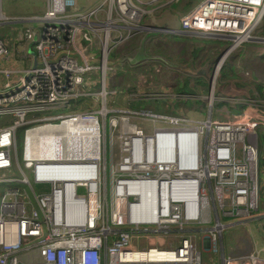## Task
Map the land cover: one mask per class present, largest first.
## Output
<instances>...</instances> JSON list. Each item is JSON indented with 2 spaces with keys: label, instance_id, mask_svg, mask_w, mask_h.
<instances>
[{
  "label": "built area",
  "instance_id": "obj_1",
  "mask_svg": "<svg viewBox=\"0 0 264 264\" xmlns=\"http://www.w3.org/2000/svg\"><path fill=\"white\" fill-rule=\"evenodd\" d=\"M45 1L47 6L42 14L15 17L5 14L0 4V22L21 24L19 39L32 44L37 59V65L23 70L15 82L11 79L15 71L3 70L6 80L0 89V117L9 116L12 121L0 124V172L13 169L15 129L30 114L62 109L75 100H95L98 108L89 105L85 111L42 115L32 122L43 123L26 129L25 136L37 127L57 125L53 122L56 119L59 123L82 121L79 126L82 135L97 133L100 161V125L103 124L100 118L109 117L113 126L117 124L114 110L107 108V102L118 93L114 80L119 66L126 60L110 57V53L117 52L140 32L144 16L166 2ZM263 17L264 0H200L181 14L179 23L185 32L218 34L235 43L239 37L246 39ZM234 43L231 46L235 47ZM10 55V49L0 37V58ZM224 58L222 55L217 60L215 72ZM214 85L211 79L208 116L202 121L133 109L130 117L136 120L120 127V135L128 134V141L124 142L128 157L121 162L119 159L116 171L128 172V175L113 178L111 193L116 199L118 185L123 188L130 185L128 196L137 204V188L153 187L154 219L121 220L113 207L110 212L102 211L101 201L96 199L101 180L99 162L92 164L78 159L76 163L82 165L78 172L85 176L91 171L97 186L92 191L81 178L75 180L72 204L78 209L83 205L85 209L83 223L76 225L66 218L67 179L53 180L52 175L36 177L38 162L56 166L57 160L44 157L36 161L23 153L22 165L30 169L33 182L47 184L48 190L33 189L19 166L20 174L10 172L0 176V184L5 186L0 195V264H203L205 250L219 252L217 245L227 225L260 219L264 215V204L259 193L258 143L260 135L264 136V101L242 98L247 109L225 119H215L211 116ZM230 89L232 93L236 91L233 86L227 88ZM153 98L175 100L189 96L155 93ZM221 98L228 103L239 102L235 97L224 95ZM94 120L97 127L85 125ZM159 141H164L166 147L163 160L153 158ZM82 147L87 153L96 151L88 142L77 149ZM12 183L26 185L36 206L31 204L26 189L9 187ZM84 186L87 191L79 190ZM178 188L185 193L184 197L174 195L173 190ZM56 193H59L58 205ZM194 223L204 226L200 237L204 248H199L191 238L181 237L177 244L164 249L166 234L172 227L183 230ZM128 225L134 230H141L140 225H149L152 230L131 232L125 228ZM262 232L264 234V222ZM161 233L163 237L158 235ZM132 238L147 239L148 247L137 249ZM149 252L152 253L149 255ZM127 253H144L145 256L131 257ZM220 259L221 264H264L254 252L227 256L220 252Z\"/></svg>",
  "mask_w": 264,
  "mask_h": 264
},
{
  "label": "rangeland",
  "instance_id": "obj_2",
  "mask_svg": "<svg viewBox=\"0 0 264 264\" xmlns=\"http://www.w3.org/2000/svg\"><path fill=\"white\" fill-rule=\"evenodd\" d=\"M19 0H1L2 9L8 7L9 5H13L14 7L24 6V3L28 4L30 0H21L23 3L18 2ZM167 1L162 7L157 9L154 13H152L149 18V21L156 20L158 24L163 27H167L172 32L159 33V32H150L154 33L147 37L146 32H138L136 35L141 33L138 36H134L125 44H123L120 49L115 53H110V57L115 58H124L126 59L124 63V69H121L117 72L116 79L114 80L115 84L119 85L122 88H129L130 85L134 84V81L138 74L136 68H128V64H130V59L136 56V53L141 52L144 55L142 60H139L135 64H143V63H153L155 65H165V69L158 71L156 74H152L148 72L149 70L141 71V76H145L148 79H153L155 83L160 82L166 86V84L172 85L178 80V76L181 78L185 76L197 75L198 71H204L209 73L210 79L215 81V95L217 94V87L221 86L224 90L227 85L238 86L235 83L238 80H241L244 85H239L246 94L247 98L257 99L260 97L258 91L256 90L257 80H260L261 83H264V59H260L259 54L260 51H264V35L260 34L257 30L264 23V17L262 21L247 35L246 39L241 38V43L237 44L233 49L230 50L231 45L234 43L233 39L213 36L207 37L205 35L193 34L197 37H193L186 33L175 32L178 30V21L181 14L191 8L192 4H196L198 0H165ZM200 1V0H199ZM32 6V5H31ZM30 10V9H28ZM8 11L12 12V7L8 8ZM16 12V13H14ZM12 13L16 15L20 14H28L26 9L21 11H13ZM27 16V15H20ZM147 17V16H146ZM145 17V18H146ZM149 17V16H148ZM144 18V19H145ZM160 26V27H161ZM258 28V29H257ZM180 31V30H178ZM175 34H180L175 36ZM183 34V35H182ZM4 34L0 32V37H3ZM204 36V37H199ZM210 38V39H209ZM239 41V42H240ZM259 41V42H258ZM262 42V43H261ZM255 43V44H254ZM257 43V44H256ZM148 48L149 52H145V48ZM201 47H205L202 53H199L197 49ZM211 48H215V50H219L220 53L217 55L219 59L222 55H225L223 63L218 71L215 72L216 62L211 67L212 63L208 62L207 57L210 55L207 54L208 50ZM146 53L148 55H146ZM256 55V56H255ZM256 57V58H255ZM216 58V60H217ZM213 59V58H212ZM230 65L234 71L233 75L228 73L225 75V78H222V75L226 73L227 66ZM172 66V67H171ZM210 66V67H208ZM120 67V66H119ZM174 68L176 70H174ZM185 69L190 70V72H186ZM212 70V71H211ZM180 71V72H179ZM211 71V73H210ZM145 73V74H144ZM191 73V74H190ZM193 77V76H192ZM203 81V79H200ZM201 81H196V84ZM148 83V82H147ZM146 83V84H147ZM116 87V85H114ZM264 87V85H262ZM210 87L209 93L205 95L204 98L210 95ZM117 88V87H116ZM156 93H166V94H175V92H167L157 90ZM186 98L170 100L169 98H165L163 100H154L157 102H134L128 96L121 99V97L116 94L114 97L110 98L107 102V108L113 109L117 124L113 126L111 124L110 118H100L101 121V129H100V151H101V159L99 162V171L101 180L98 182L99 188L97 192L96 199L101 201V209L104 212H110L111 208H114V196L111 193L113 188V178L114 177H122L127 176L128 172H117L116 169L119 167V159L120 162L127 156V146H124V142L128 141V134H124L123 136L119 134L121 125H126L131 123L132 120H136L131 118L130 111L133 109H145V107L149 106V110H154L155 113L158 114H174L181 115L184 119L193 120V121H202L206 119L208 116V99L205 100L207 102H189ZM189 99V98H188ZM260 101H264L260 97ZM96 101L91 100H75L72 101L67 107L62 109H56L47 111L41 114H30L27 117V120L24 121L20 126L15 129V145L13 147V165L12 168L16 169V174H20L18 170V166L25 173V175L29 178L31 185L35 188H44L48 190L47 184L35 183L33 182L30 169L24 168L22 165L21 157L26 148V129L31 127H36L43 122H32V120H36L42 115H52V114H69L74 111H85L89 107V105L95 106L94 109H97L98 106L95 103ZM134 102V103H133ZM206 103V105H205ZM191 104V105H190ZM226 106L230 104L228 102H224ZM197 105V106H195ZM218 105L215 103L214 108ZM198 110H195V108ZM232 107V106H230ZM238 109V108H237ZM148 110V109H145ZM224 113V110H223ZM111 115V114H109ZM212 118L215 119H225L227 117L226 114L215 113L214 109L211 112ZM9 119V118H8ZM4 120V118L0 117V122ZM54 124L59 123V119L53 121ZM2 124V123H1ZM6 124V123H5ZM38 128H35L36 130ZM31 130L30 132L34 131ZM145 131V130H144ZM149 130L147 129L146 132ZM21 135V138H20ZM29 136V133L27 134ZM260 142V140H259ZM110 147V148H109ZM261 147L264 152V147L260 146L259 155H262ZM76 148V147H74ZM116 156H114V152L118 151ZM121 156V158H120ZM260 161V160H259ZM264 159H261L259 163V182H260V198L264 200V175L260 174L262 170H264V165L262 164ZM98 166V164H97ZM116 173V174H115ZM67 183V182H66ZM87 186L81 187L79 190L87 191ZM3 186L0 184V195L2 193ZM130 203H134L131 196L127 197ZM123 209V214H121L122 219H129L128 213H126L127 207L121 206ZM127 216V218H126ZM225 223V220H223ZM249 222L250 230L246 226ZM262 221L261 219L254 220H246L241 223L227 225L224 228L222 236L218 242V253H212L211 251L203 252V264H221L220 252L223 255L227 256L228 254L238 255L245 254L253 250V246L255 249L263 250L264 247V234L262 232ZM235 225V226H234ZM209 227L208 225H205ZM117 227H114L116 229ZM129 231L137 232L140 231L142 233H147L152 230L149 225H140L138 229L134 230L131 225L126 226ZM204 233V226L198 225L196 223L189 224L184 227L183 230H178L175 227H172L167 236L165 237L163 247L164 249H168L169 247L177 244L181 237L191 238L199 248H204L200 241V237H202ZM153 235V234H152ZM155 235V234H154ZM160 237H163V233L158 234ZM165 235V234H164ZM132 243L137 249H146L148 247L147 239L141 238L136 239L132 238ZM260 256L264 257V253H258Z\"/></svg>",
  "mask_w": 264,
  "mask_h": 264
},
{
  "label": "crops",
  "instance_id": "obj_3",
  "mask_svg": "<svg viewBox=\"0 0 264 264\" xmlns=\"http://www.w3.org/2000/svg\"><path fill=\"white\" fill-rule=\"evenodd\" d=\"M18 2L23 3L21 0H19ZM29 2H31L32 6L30 5V3L28 4V2H27V3H24V6L22 5V6L14 7L13 5H9L8 7H6L4 9V11H3L2 5H1V9L8 16L15 17V16H20V15H34V14L40 15L43 13V11L46 9V6H47L45 0H30ZM166 2H162L157 8L153 9L148 15H146L147 17L144 16V18L145 17L146 18L142 19L143 28L140 31L141 33L146 32L147 37H150V35H152L154 33H147V31L155 32V33L156 32L169 33V32L174 31V30H171L167 27L161 26L160 24H158L156 22V20L149 21V18L151 17L150 15L152 13H154L157 9L162 7L164 4H166ZM193 5L194 4H192L191 7ZM9 7H12V12L13 11H21V10L26 9L28 11V14L16 15V14H14L16 12L12 13V12L8 11ZM28 9H30V10H28ZM179 20H180V17H179ZM177 27H178V30H180V31L175 30V32L186 33V34H189L193 37H197V36L193 35L194 33H188V32L181 30L179 21H178ZM21 28H22L21 24H16V23H13L10 21L0 22V32L4 34V36L1 38L3 39L4 43L7 45V47L10 49V52H11V55L8 58H0V70H2V71H0V89L2 88L3 82L6 80V77L4 75L3 70H7V69L14 70L15 72L12 74L11 79L13 80V82H15L22 75V71L26 70L27 68L30 67V64L32 61L30 51H34V50H33L32 44L30 42L23 40V39L22 40L19 39L18 32ZM156 30H158V31H156ZM141 33H139L138 35H140ZM138 35H136V36H138ZM177 35H180V34H175V36H177ZM200 35H205L207 37H213L214 35L223 37L222 35L210 34V33H201ZM199 37H204V36H199ZM238 43L239 42L234 43V46H236ZM232 47L233 46H231V49L234 48V47L233 48ZM144 48H145V52H149L148 48H146V47H144ZM197 49L199 50V53H202L204 51L205 47H201V48L197 47ZM219 53H220V51L215 50V48H211L207 52V54H209L210 56L205 58V59H207L208 62H211V63L213 62L211 65L212 68H213L215 62H217V60H218L217 55ZM263 54H264V51H260V53L256 54V55H259V58H260ZM146 55H148V54L146 53ZM216 58H217V60H216ZM137 64L130 63V64H128V68H134V69L136 68V71L138 72V74H136V72H135L134 75L139 76L138 77V83H137V77H136L134 84L130 85L129 88H122L119 85V83H118V85L116 84V87L118 89L117 94L121 97V99L128 96L134 102H138V101L157 102V101H154L157 99H154L153 96L155 95L157 90H160V91L187 94L189 96V99H187V100L190 103L195 102V104H196V102H200V101L207 102V101H205L207 99L204 98V96L208 95V93H209L208 89H209L210 82H211L209 73H206V72L201 70V71H198L197 75H193L190 73L191 76L189 75V76H185L183 78L178 76L179 81H176L172 85L166 84V86H165L164 84H162L160 82L155 83V81L153 79H148L143 75L141 76V71H143V70H145V71L149 70L148 72H150L152 74H156L158 71L165 69L166 68V67H164L165 65H163V66L162 65H155V64L150 63V62L139 64V65H137ZM125 65H126V63L122 62L120 67H119V70L124 69ZM208 67H210V66H208ZM174 70H176V69L174 68ZM185 71L188 73L190 72V70H187V69H185ZM211 71H210V73H211ZM200 79H203V81H201ZM196 81H201V82H198V84H196ZM257 82L264 85V83H261L260 80H257ZM235 84L238 86L244 85V83H242L241 80H238V82ZM230 86H233V85H227V87L224 90L221 88V86L217 87V94L215 95V98H214V104L216 103L218 106L216 108H214V105H213L214 114L218 112V113L226 114L228 116L232 113H237V112H240V111L248 108V105L246 103H244L243 100H241L242 98H247L245 92L240 87L233 86L236 88V91L232 93L231 89H230V91L227 90V88ZM210 92H211V87H210ZM224 95L229 97V98L235 97L239 100V102H235V103L231 102V103H229L230 104L229 106H226V104H224V102H226V101L222 100V98H221ZM232 104H234V106H232ZM205 105H206V103H205ZM195 106H197V105H195ZM230 106H232V107H230ZM195 110H198V108L196 107ZM223 110H224V113H223ZM3 118H4V120H2L0 122V124L2 123L3 125H6L12 121L11 117H9V116H4ZM118 152H119V150L114 152V156H116ZM259 163H260V161H259ZM10 172L13 174V173H16L17 171L15 168H13L11 171L10 170L2 171V172H0V176H5V175L9 174ZM260 174L264 175V170H262L260 172ZM259 179H260V177H259ZM9 187H14V188L17 187L20 190L26 189L28 191L29 196H30L31 204L33 206H36L35 199L31 193V191L28 189V187L26 185H23L20 183H12ZM3 188H5V186H3ZM33 189H35V188L33 187ZM35 190L39 191V190H45V189L44 188H38ZM29 191H30V193H29ZM262 203L264 204V200H262ZM260 219L262 221H264V215H262ZM235 224H237V223H235ZM248 224H249V222L247 223L246 226L250 230V226ZM137 232H139V231H137ZM262 249L263 250H258V249H255L253 246L254 251H250V252H254L258 256H260L258 253H264V247ZM260 257H262V256H260Z\"/></svg>",
  "mask_w": 264,
  "mask_h": 264
},
{
  "label": "bare ground",
  "instance_id": "obj_4",
  "mask_svg": "<svg viewBox=\"0 0 264 264\" xmlns=\"http://www.w3.org/2000/svg\"><path fill=\"white\" fill-rule=\"evenodd\" d=\"M242 37L236 39V42H239ZM82 121H65L58 123L57 125H45L37 127L38 129L29 132V136H26V148L24 153L31 159L39 161L44 157L48 159L57 160L56 166H48L45 162H38V173L36 174L37 178H49L47 175H52L51 179L55 180L57 178L64 180L67 179L65 185V191L68 198L65 200L66 203V218L67 220H72L76 225H80L84 221L85 209L82 205L79 209L72 204L71 195L75 192L76 179L84 180L92 189L96 188L97 182L95 177H93L92 172H89V175L81 176L78 170L81 169V162L76 163L78 159H85L87 162L96 164L98 160L97 145L99 143L97 133L94 131L89 135H82L80 125ZM85 125L97 127V121H87ZM85 142H88L92 147H96V151L87 153L83 147L81 150H78L77 147L81 144L84 145ZM128 145V144H127ZM76 147V148H74ZM182 147V143H181ZM166 153V147L164 141H159L157 153L154 154L153 158L158 160H163ZM150 151L148 152V157L150 156ZM149 159V158H148ZM68 160V161H65ZM75 161V163H73ZM77 166V167H76ZM130 190V185L126 188H123L121 185H118V196L114 200V209L118 211V215L121 218L123 214V209L121 206L127 207V212L129 215V220H145V219H154L155 218V199L152 196L153 187L143 186L142 188H137L138 190V203H130L127 199ZM177 190V191H176ZM181 188L175 189L174 195L176 197H184L185 193L180 192ZM121 193H126L122 195ZM164 194V189H163ZM92 200H90L91 202ZM59 203V193H56V205ZM93 206V205H92ZM58 215V212H55ZM127 218V216H126ZM121 220H123L121 218ZM149 252L148 254L150 255ZM129 253H127L128 255ZM131 257H140L145 256L144 253H132L129 254ZM165 255H168L165 253ZM260 257V256H259ZM264 260V257H260Z\"/></svg>",
  "mask_w": 264,
  "mask_h": 264
},
{
  "label": "trees",
  "instance_id": "obj_5",
  "mask_svg": "<svg viewBox=\"0 0 264 264\" xmlns=\"http://www.w3.org/2000/svg\"><path fill=\"white\" fill-rule=\"evenodd\" d=\"M258 29V28H257ZM260 34L264 35V23L263 25L260 26V28L257 30ZM260 59H264V54L260 57ZM227 66L228 68H226V73L222 75V78H225V75L228 74V73H231L233 75L234 71L232 69V67L230 65H228L227 63ZM256 90L258 91V94L260 95V97L262 99H264V87L262 86V84L260 83H257L256 84ZM259 97V98H260ZM203 102V101H202ZM146 103H149V102H146ZM150 107L147 106L145 107V109H149ZM143 109V110H145ZM20 138H21V135H20ZM259 145L260 146H263L264 147V136L263 135H260V142H259ZM263 151L262 147H261V152ZM261 159H264V152H262V155H260V162H261ZM264 165V162L262 163Z\"/></svg>",
  "mask_w": 264,
  "mask_h": 264
},
{
  "label": "water",
  "instance_id": "obj_6",
  "mask_svg": "<svg viewBox=\"0 0 264 264\" xmlns=\"http://www.w3.org/2000/svg\"><path fill=\"white\" fill-rule=\"evenodd\" d=\"M156 31H158V30H156ZM30 53H31L32 61H31L29 69H33L37 65V59H36V55H35L34 51H30ZM143 58H144V55L141 52H138V53H136V56L134 58L130 59V62L136 63L139 60H142ZM28 75H29V73H27V75L25 76V80L27 79ZM2 94H4V93H2ZM0 95H1V93H0Z\"/></svg>",
  "mask_w": 264,
  "mask_h": 264
}]
</instances>
